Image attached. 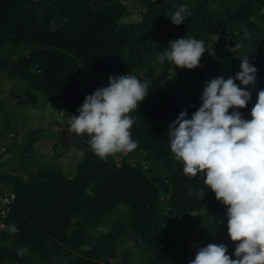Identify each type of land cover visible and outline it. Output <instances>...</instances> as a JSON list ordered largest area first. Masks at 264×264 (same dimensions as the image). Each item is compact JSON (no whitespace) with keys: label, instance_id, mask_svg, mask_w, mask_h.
Returning a JSON list of instances; mask_svg holds the SVG:
<instances>
[{"label":"trees","instance_id":"16d2710c","mask_svg":"<svg viewBox=\"0 0 264 264\" xmlns=\"http://www.w3.org/2000/svg\"><path fill=\"white\" fill-rule=\"evenodd\" d=\"M125 1L0 0V187L17 199L0 221V264H190L208 244L234 252L226 207L183 174L166 134L244 55L257 74L238 111L251 119L264 90V0ZM182 4L191 15L175 26ZM183 37L204 42L201 67L159 63ZM129 73L149 86L131 113L134 151L101 159L58 140L87 95Z\"/></svg>","mask_w":264,"mask_h":264},{"label":"clouds","instance_id":"9594fccd","mask_svg":"<svg viewBox=\"0 0 264 264\" xmlns=\"http://www.w3.org/2000/svg\"><path fill=\"white\" fill-rule=\"evenodd\" d=\"M131 1L125 3L130 5ZM189 15L188 6L182 4L170 21L180 26ZM164 49L159 63L188 70L201 67V57L208 50L203 41L185 37L171 41ZM240 59L235 77L220 75L206 81L199 98L201 106L191 118L187 109L181 111L166 134L170 152L182 164L183 174L203 178L207 192L214 193L226 207L227 234L235 244L232 256L224 244L199 247L190 264H264V90L257 93L251 119H243L238 110L251 101L248 89L255 86L257 68L247 55ZM148 92L147 82L131 73L110 76L107 86L87 95L77 109L78 115L70 116L72 133L62 131L87 143L101 159L132 152L137 142L132 138L135 121L131 113L137 111ZM0 191L9 198L6 206L16 205L15 195L2 187ZM205 194L202 189L189 188V195L204 198ZM2 211L5 215H0V221L9 217L6 207ZM0 226L5 227V222Z\"/></svg>","mask_w":264,"mask_h":264},{"label":"water","instance_id":"95a60500","mask_svg":"<svg viewBox=\"0 0 264 264\" xmlns=\"http://www.w3.org/2000/svg\"><path fill=\"white\" fill-rule=\"evenodd\" d=\"M59 140L69 146H76L88 152L91 151L87 143H82L78 137H75L64 130L60 133Z\"/></svg>","mask_w":264,"mask_h":264},{"label":"built area","instance_id":"2783aa9c","mask_svg":"<svg viewBox=\"0 0 264 264\" xmlns=\"http://www.w3.org/2000/svg\"><path fill=\"white\" fill-rule=\"evenodd\" d=\"M9 198L7 195H2L0 191V215H5V212L2 211L5 209L6 205L8 204Z\"/></svg>","mask_w":264,"mask_h":264}]
</instances>
